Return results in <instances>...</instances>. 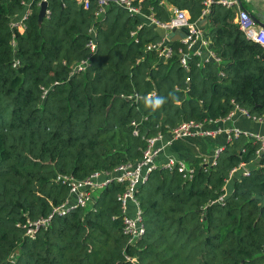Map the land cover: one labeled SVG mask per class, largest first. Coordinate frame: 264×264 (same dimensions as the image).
<instances>
[{
	"label": "trees",
	"instance_id": "obj_1",
	"mask_svg": "<svg viewBox=\"0 0 264 264\" xmlns=\"http://www.w3.org/2000/svg\"><path fill=\"white\" fill-rule=\"evenodd\" d=\"M205 1L143 0L159 20L174 6L204 22L219 61L192 56L185 68L180 42L171 43L170 58L145 50L160 39L156 30L144 24L131 37L142 19L115 4L96 17L95 2L83 9L46 0L49 14L39 22L38 0H0V264H264V151L242 134L214 164L189 163L190 179L176 169L149 172L136 191L140 239L123 234L124 185L115 181L95 191L90 207L53 216L32 236L23 226L68 198L58 176L111 171L138 160L150 136L182 121L223 119L235 106L264 118L263 48L240 30L236 7L212 2L200 19ZM26 3L24 30L12 29ZM92 26L96 51L71 73L89 56ZM156 97L164 103L153 108ZM240 162L248 174L229 178Z\"/></svg>",
	"mask_w": 264,
	"mask_h": 264
},
{
	"label": "built area",
	"instance_id": "obj_2",
	"mask_svg": "<svg viewBox=\"0 0 264 264\" xmlns=\"http://www.w3.org/2000/svg\"><path fill=\"white\" fill-rule=\"evenodd\" d=\"M42 1L43 0H38L39 6ZM73 1H75L76 4L83 9H88L91 4L95 2L97 6V10L95 12L96 17L102 16L110 4H115L116 6L124 8L130 15H137L141 17V23L138 24L135 29L130 31L131 37H135L136 32L144 24L153 26L154 29L156 27L163 28L166 32L163 37H160V39L157 41L148 42L145 45V50L155 51L157 55L163 59L170 58L174 54V50L171 46V43L174 41H172L167 36L168 33H170L173 29L186 28L187 32L178 40H175L180 42L182 45V47H180L178 50L179 63L182 67L187 68L188 61L190 58H192V56L200 57L202 60L211 59L214 61H219L209 46L206 30L198 26V20L191 21L188 12L184 9H179L174 6L169 7L168 10L170 12V18L163 21L157 19L152 12L149 13L143 10V0ZM212 2H216L228 8L236 7L237 13L235 21L237 22L240 30L247 39L258 43L264 50V28L259 26L247 11H244L239 7L238 0H206L205 8L201 12L200 19H202L208 13L209 6ZM30 13V5L26 3L23 13L11 21V28L17 29L18 31H23L25 28L24 22ZM48 14L49 11L46 9L45 16H48ZM88 33L89 38L86 42V47L89 50V56L71 64V73L85 70L89 63L88 58L96 51L95 28L93 26L90 27ZM16 64L17 62L14 63V65ZM238 111L253 120L260 122L264 121V118L251 116L245 109L239 108L238 106H235L223 119H230ZM131 123L135 125V122ZM202 123L205 122H196L193 120L182 121L180 124L170 130L168 133L169 139L166 140V143L169 144L175 139L185 138L192 135L212 136L215 133V130L202 129ZM219 130L220 129L217 131ZM134 134H137L136 129L134 130ZM240 134L247 136L254 142L259 143V148L256 150L257 154H259L261 151H264V133L245 132L235 127L227 131L226 140L230 141L233 137H236ZM163 137L164 134L161 133L150 136L147 138L146 146L138 160L122 163L113 168L111 171L96 170L85 178H74L69 175L58 176L57 179L66 184L69 188L68 198L62 203L54 206L50 214H48L46 217L24 224L23 226L26 228V233L32 236L38 228L46 226L53 216H64L73 207H90L95 199V191L105 187L108 183L115 181L123 183L124 185V189L118 195V201L123 214V234L128 236L129 242L140 239L145 232V228L142 222V208L136 196V191L137 188L147 180L149 172L155 168L169 170L176 169L181 173L183 178L190 179L192 178L195 170L192 165L187 164L184 160L177 159L173 156H168L165 160L158 161L157 158L163 147L162 145H159L158 142L161 141ZM220 151L221 149L217 150V155ZM200 163L207 164L204 160H202ZM214 163L215 160L211 163H208L207 165ZM248 166L249 164L240 162L237 166L230 170L229 178L238 171L244 175L248 174ZM224 188L225 193L219 196L217 201H223L227 193V187L225 186Z\"/></svg>",
	"mask_w": 264,
	"mask_h": 264
},
{
	"label": "crops",
	"instance_id": "obj_3",
	"mask_svg": "<svg viewBox=\"0 0 264 264\" xmlns=\"http://www.w3.org/2000/svg\"><path fill=\"white\" fill-rule=\"evenodd\" d=\"M241 2L248 12L264 23V0H241ZM200 21H198V26L205 29L204 22ZM248 121H253L255 127H251ZM235 127L245 132L264 133V121L260 122L253 120L238 111L230 119H220L202 123V129L215 130L212 136L192 135L175 139L167 144L166 140L169 139V136L164 135L163 139L158 142V144L163 147L157 159L158 161H163L168 156H173L188 162V164L196 158L204 160L207 164L211 163L217 156V150L222 149L227 142V131ZM218 129L220 130L217 131Z\"/></svg>",
	"mask_w": 264,
	"mask_h": 264
},
{
	"label": "water",
	"instance_id": "obj_4",
	"mask_svg": "<svg viewBox=\"0 0 264 264\" xmlns=\"http://www.w3.org/2000/svg\"><path fill=\"white\" fill-rule=\"evenodd\" d=\"M238 4H239V7L244 10V11H247L246 8L242 5V2L241 0H238ZM45 11H46V0H43L41 3H40V8H39V11H38V21L41 22L44 15H45ZM248 12V11H247ZM249 15L256 21V23L263 27L264 28V23L262 21H260L258 18H256L253 14H251L250 12H248ZM157 34L159 35V37H163L166 32L163 28H160V27H156L155 28ZM187 32L186 28H181V29H173L170 33H168V37L172 40V41H175V40H178L180 37H182L185 33Z\"/></svg>",
	"mask_w": 264,
	"mask_h": 264
},
{
	"label": "clouds",
	"instance_id": "obj_5",
	"mask_svg": "<svg viewBox=\"0 0 264 264\" xmlns=\"http://www.w3.org/2000/svg\"><path fill=\"white\" fill-rule=\"evenodd\" d=\"M164 103V98L162 97H156L151 101V106L153 108H157L159 106H161Z\"/></svg>",
	"mask_w": 264,
	"mask_h": 264
},
{
	"label": "rangeland",
	"instance_id": "obj_6",
	"mask_svg": "<svg viewBox=\"0 0 264 264\" xmlns=\"http://www.w3.org/2000/svg\"><path fill=\"white\" fill-rule=\"evenodd\" d=\"M248 123H249V125H250L251 127H255V124L253 123V121H252V122L248 121ZM254 131H260V130H254ZM186 163L188 164V162H186Z\"/></svg>",
	"mask_w": 264,
	"mask_h": 264
}]
</instances>
